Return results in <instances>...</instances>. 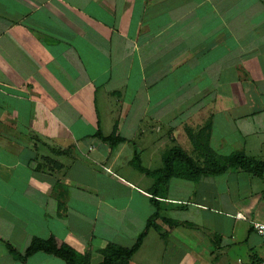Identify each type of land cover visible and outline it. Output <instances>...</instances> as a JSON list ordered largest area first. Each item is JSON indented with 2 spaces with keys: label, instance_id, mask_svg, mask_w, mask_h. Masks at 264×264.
Segmentation results:
<instances>
[{
  "label": "crops",
  "instance_id": "obj_1",
  "mask_svg": "<svg viewBox=\"0 0 264 264\" xmlns=\"http://www.w3.org/2000/svg\"><path fill=\"white\" fill-rule=\"evenodd\" d=\"M207 129L221 157L264 162V0H0V264H100L157 209L148 171ZM115 135L111 145L99 137ZM130 264L264 261V176L172 178Z\"/></svg>",
  "mask_w": 264,
  "mask_h": 264
},
{
  "label": "trees",
  "instance_id": "obj_2",
  "mask_svg": "<svg viewBox=\"0 0 264 264\" xmlns=\"http://www.w3.org/2000/svg\"><path fill=\"white\" fill-rule=\"evenodd\" d=\"M207 127L199 134L188 130L190 141L194 147L195 156L191 157L179 148H172L162 155V166L155 171H148L141 165L140 157L136 154L132 161L133 167L147 177L155 179L156 183L152 191V204L157 209L155 215L150 218L146 229L138 237L135 246L131 249L108 245L100 252L102 261L100 264H130L134 255L141 248L151 228H156V222L161 219L159 213L158 198L163 196L172 178L198 182L202 177L220 176L230 169H241L258 177L264 176V162L256 161L243 153H236L229 157L217 155L209 145ZM101 140L111 145L123 143V139L115 135L105 138L99 134ZM164 223L174 226L172 221L161 219ZM10 252L21 261L25 262L36 253L43 252L64 260L67 264H91L89 255L76 252L65 244L57 243L53 238L42 240L35 238L31 241L24 255L17 253L12 247Z\"/></svg>",
  "mask_w": 264,
  "mask_h": 264
},
{
  "label": "built area",
  "instance_id": "obj_3",
  "mask_svg": "<svg viewBox=\"0 0 264 264\" xmlns=\"http://www.w3.org/2000/svg\"><path fill=\"white\" fill-rule=\"evenodd\" d=\"M253 229L264 241V224L256 223L254 224ZM250 264H264V261L258 263H250Z\"/></svg>",
  "mask_w": 264,
  "mask_h": 264
}]
</instances>
